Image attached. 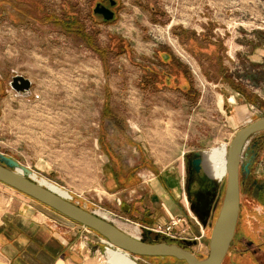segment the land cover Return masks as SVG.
I'll use <instances>...</instances> for the list:
<instances>
[{
  "label": "rangeland",
  "instance_id": "1",
  "mask_svg": "<svg viewBox=\"0 0 264 264\" xmlns=\"http://www.w3.org/2000/svg\"><path fill=\"white\" fill-rule=\"evenodd\" d=\"M113 1L0 0V153L131 234L136 226L141 232L145 217L167 211L169 193L190 230L203 229L191 251L206 257L207 216L219 187L202 222L186 192L189 163L203 156L223 179V197L230 140L264 116V0ZM97 3L114 17L94 13ZM17 74L31 80L27 93L10 87ZM162 178H174L177 196ZM22 205L78 227L0 184V213ZM260 210L244 211L257 243ZM80 228L75 244L88 247L73 264H186L133 260L109 246L104 253L106 242ZM139 237L150 241L143 231ZM228 258L247 262L237 250Z\"/></svg>",
  "mask_w": 264,
  "mask_h": 264
},
{
  "label": "water",
  "instance_id": "2",
  "mask_svg": "<svg viewBox=\"0 0 264 264\" xmlns=\"http://www.w3.org/2000/svg\"><path fill=\"white\" fill-rule=\"evenodd\" d=\"M114 3L111 0V4ZM94 13L102 15L105 20L114 17V11L101 3L96 4ZM9 84L15 91L27 93L32 82L29 78L17 74L12 77ZM261 132H264V116L252 120L237 130L228 144L224 193L216 220L211 224L209 252L203 258L197 257L189 249V245L196 244L195 240H182L176 243L164 237L168 241H159L160 235L150 239L151 231L147 229L146 233L150 241H144L128 233L113 221L52 192L32 178L31 174L34 172L29 167L3 153H0V182L98 234L102 238L101 241L106 242L107 245L104 253L109 246L122 249L133 256L173 257L186 264H223L232 244L239 217V168L242 153L251 139ZM199 162L198 159L194 161L195 164ZM19 169L22 170L21 173ZM84 246L88 247V243L84 242ZM95 247L97 248L96 245Z\"/></svg>",
  "mask_w": 264,
  "mask_h": 264
},
{
  "label": "crops",
  "instance_id": "3",
  "mask_svg": "<svg viewBox=\"0 0 264 264\" xmlns=\"http://www.w3.org/2000/svg\"><path fill=\"white\" fill-rule=\"evenodd\" d=\"M204 163L208 170L207 173L218 177L207 178L208 181L211 182L214 190L219 187L218 195L222 194L223 186H218L223 180L220 173L213 169L209 163L205 161ZM162 179L175 194L174 196H177L174 185H169V180L174 178ZM0 184L5 185L1 182ZM20 194L31 201H35L22 193ZM168 194L167 197L162 196L165 197L163 205L167 211L165 210V213L161 215L156 211L151 217H145L143 223L139 224L141 232L136 226L138 237L142 231L147 235V227H152L157 222H166L173 216H179L176 206H172L174 204L169 201L170 195L168 196ZM153 217L157 221L150 223ZM52 218L31 205L3 210L0 213V256L2 261L5 264H73L86 248L82 246L83 241L79 246L78 243L75 244L78 239L75 240L74 238H77L80 233L81 225L77 224V227L72 224L59 223L57 218L53 216Z\"/></svg>",
  "mask_w": 264,
  "mask_h": 264
},
{
  "label": "flooded vegetation",
  "instance_id": "4",
  "mask_svg": "<svg viewBox=\"0 0 264 264\" xmlns=\"http://www.w3.org/2000/svg\"><path fill=\"white\" fill-rule=\"evenodd\" d=\"M2 93L3 90L0 87V98ZM262 133L264 132L254 136L242 153L243 157L239 168V217L232 244L223 264H235L233 259L229 260L228 258L233 250H237L239 255L247 254V262L245 264H264V231L262 232L263 237H260V243H257L249 235L250 229L244 218V211L247 212L250 205L257 204L261 208L260 212H258L259 219L264 223V138H262L264 134ZM197 159L200 162L195 164L194 161ZM188 169L186 192L189 204L194 213L204 222L207 207L215 194L213 185L205 177L207 175V167L204 163V157L198 155L192 158ZM221 200L222 195L217 193L210 204L207 225H211L210 220L216 213ZM145 236L149 239L148 235ZM179 242L176 241V243ZM197 244L196 242V244L189 245V249L192 250V247Z\"/></svg>",
  "mask_w": 264,
  "mask_h": 264
},
{
  "label": "built area",
  "instance_id": "5",
  "mask_svg": "<svg viewBox=\"0 0 264 264\" xmlns=\"http://www.w3.org/2000/svg\"><path fill=\"white\" fill-rule=\"evenodd\" d=\"M196 223L198 224V221ZM84 228L89 230L86 227ZM147 229L151 231L152 235H160L174 241L195 240L200 244V239L203 236V229L198 233L191 231L187 217L182 215L173 216L166 222H157L154 226L147 227Z\"/></svg>",
  "mask_w": 264,
  "mask_h": 264
},
{
  "label": "bare ground",
  "instance_id": "6",
  "mask_svg": "<svg viewBox=\"0 0 264 264\" xmlns=\"http://www.w3.org/2000/svg\"><path fill=\"white\" fill-rule=\"evenodd\" d=\"M248 124V123H247ZM226 156H227V153H226ZM226 162H227V159H226ZM19 172L21 173L22 172V170L21 169H19ZM226 173H227V171H226ZM31 176H32V178L33 179H35L36 181H38L40 184H42L43 186H46L48 189H50L52 192H54V193H56L57 195H59L60 197H63V198H65V199H68V200H71L72 199V195L68 192V191H66V190H63L59 185H57L56 183H54L53 181H51V180H49V179H47V178H45V177H42V176H38L36 173H32L31 174ZM100 215V214H99ZM100 216H103V217H105V218H107V216L104 214V215H100ZM108 219V218H107ZM119 226V225H118ZM120 227V226H119ZM122 228V227H121ZM123 229V228H122ZM124 230H126V229H124ZM127 231V230H126ZM128 232V231H127ZM128 233H130V232H128ZM131 234V233H130ZM132 235H134V236H136V237H138L137 236V233L135 232V233H132ZM104 242H105V240H104ZM112 248H114V247H112ZM118 252H122V253H124L125 255H127L128 257H131V255L128 253V252H126V251H124V250H122V249H118V248H115ZM132 258V257H131ZM133 259V258H132ZM133 260H135V259H133ZM109 263V260H104V261H102V264H108Z\"/></svg>",
  "mask_w": 264,
  "mask_h": 264
},
{
  "label": "trees",
  "instance_id": "7",
  "mask_svg": "<svg viewBox=\"0 0 264 264\" xmlns=\"http://www.w3.org/2000/svg\"><path fill=\"white\" fill-rule=\"evenodd\" d=\"M183 82V84L186 82L185 81V79H184V81H182ZM37 202V201H36ZM41 204V203H40ZM43 205V204H42ZM43 206H45V205H43ZM45 207H47V206H45ZM48 208V207H47ZM50 209V208H49ZM51 210H53V209H51ZM54 211V210H53ZM55 212V211H54ZM67 219V218H66Z\"/></svg>",
  "mask_w": 264,
  "mask_h": 264
}]
</instances>
